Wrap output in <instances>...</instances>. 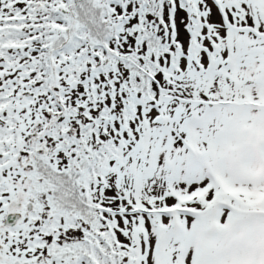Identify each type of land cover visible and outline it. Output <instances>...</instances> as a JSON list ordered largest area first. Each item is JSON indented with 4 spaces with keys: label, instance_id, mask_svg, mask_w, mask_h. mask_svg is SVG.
<instances>
[{
    "label": "snow or ice",
    "instance_id": "snow-or-ice-1",
    "mask_svg": "<svg viewBox=\"0 0 264 264\" xmlns=\"http://www.w3.org/2000/svg\"><path fill=\"white\" fill-rule=\"evenodd\" d=\"M0 264H264V0H0Z\"/></svg>",
    "mask_w": 264,
    "mask_h": 264
}]
</instances>
